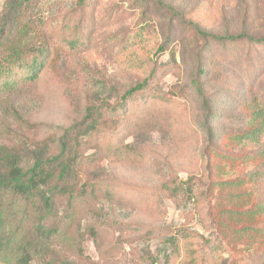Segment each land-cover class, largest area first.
Masks as SVG:
<instances>
[{
    "label": "rangeland",
    "instance_id": "1",
    "mask_svg": "<svg viewBox=\"0 0 264 264\" xmlns=\"http://www.w3.org/2000/svg\"><path fill=\"white\" fill-rule=\"evenodd\" d=\"M18 2L0 0V29L18 17L50 51L0 93V146L46 158L68 127L100 129L79 148L83 200L56 205L29 264H264V132L242 138L264 119V0ZM7 215L0 240L33 236L31 211Z\"/></svg>",
    "mask_w": 264,
    "mask_h": 264
},
{
    "label": "trees",
    "instance_id": "2",
    "mask_svg": "<svg viewBox=\"0 0 264 264\" xmlns=\"http://www.w3.org/2000/svg\"><path fill=\"white\" fill-rule=\"evenodd\" d=\"M22 2L23 0H19L14 7L16 15ZM18 19L17 17L15 20L18 27L7 29L2 25L0 29V93L2 94L33 86L39 79L50 51L44 40L39 44L37 51L29 49L28 45L39 38L35 33H29L25 24L19 26ZM192 27L202 36L208 35L197 25L194 24ZM215 38L234 40L235 37L216 36ZM144 84L145 82L132 87L126 95L131 96L141 91ZM249 124L250 129L242 135V138L257 142L264 132V119L261 118L260 112L252 114ZM99 130L98 126H88L85 122L68 127L60 136L57 152L46 158L34 154V151L25 152L26 156H23L17 152L16 147L0 146V224L8 217L9 209L13 206L23 207L25 212L31 211L34 220L36 219V226L31 230L33 235L31 238L17 239L15 236H10L6 240H0V264H29L33 254L38 251L42 253L49 251L52 240L61 232L59 226L61 219L56 205L65 201L68 212L71 213L74 206L84 198L77 189L82 163L79 148ZM73 133H75L74 140L71 138ZM85 138L86 141L83 140ZM107 149L111 150V147ZM263 213L264 200L256 204L254 210L250 212L252 216ZM10 260H13V263Z\"/></svg>",
    "mask_w": 264,
    "mask_h": 264
}]
</instances>
